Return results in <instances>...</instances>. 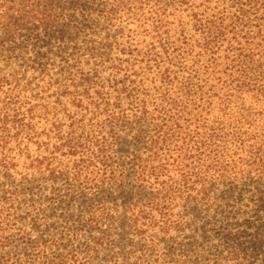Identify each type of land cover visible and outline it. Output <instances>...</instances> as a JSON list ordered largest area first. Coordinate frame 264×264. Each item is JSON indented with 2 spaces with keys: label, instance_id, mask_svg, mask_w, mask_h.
<instances>
[{
  "label": "trees",
  "instance_id": "trees-1",
  "mask_svg": "<svg viewBox=\"0 0 264 264\" xmlns=\"http://www.w3.org/2000/svg\"><path fill=\"white\" fill-rule=\"evenodd\" d=\"M29 47L0 264H264V0H0V63Z\"/></svg>",
  "mask_w": 264,
  "mask_h": 264
},
{
  "label": "rangeland",
  "instance_id": "rangeland-1",
  "mask_svg": "<svg viewBox=\"0 0 264 264\" xmlns=\"http://www.w3.org/2000/svg\"><path fill=\"white\" fill-rule=\"evenodd\" d=\"M35 28H32V30L34 31L33 35H36L37 33L41 32L40 29L36 28V30H35ZM104 38H105L104 32L102 31L100 33V36L97 38V40L100 42V41H103ZM30 47L28 48L29 52L24 51L23 53L19 54L18 57L17 56H10V58L8 59L9 60L8 64L4 65V63H0V77L9 78L11 76H15V78H21V85L22 86H25L29 83L34 82L29 86L30 89H33L34 84L41 85V83L39 82L40 81L39 74L37 72H35V70H32V69L27 67L30 64L28 60L32 56V52L30 50ZM22 59H24L25 61H23ZM29 96H30V94H29ZM29 149L32 153L35 151V148L31 145L29 146ZM17 155H18V151L14 152L13 156L15 157ZM16 160L19 163L23 162V154L18 155V157H16ZM46 184H47V186L53 185V187H55L57 185V184H50V183H46ZM134 241H136V240H134ZM157 254L160 257V259L157 260L158 263H156V264H160L164 260V258H163L164 252L159 250V253H157ZM112 255L116 260V264H122L121 255H120L119 251L113 252ZM138 255H140V253L134 252V250H132V251L130 250L129 255H127V257L129 259H131L130 262L133 263L134 259L136 257H138ZM103 257L106 258V261H104L102 263L101 260ZM102 258L98 262V264H110L107 262V257L105 256V254L102 255Z\"/></svg>",
  "mask_w": 264,
  "mask_h": 264
}]
</instances>
